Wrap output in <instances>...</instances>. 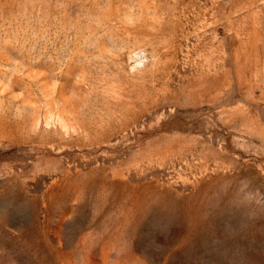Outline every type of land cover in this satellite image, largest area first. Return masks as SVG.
Masks as SVG:
<instances>
[{"label":"rangeland","instance_id":"374dc122","mask_svg":"<svg viewBox=\"0 0 264 264\" xmlns=\"http://www.w3.org/2000/svg\"><path fill=\"white\" fill-rule=\"evenodd\" d=\"M0 264H264V0H0Z\"/></svg>","mask_w":264,"mask_h":264}]
</instances>
